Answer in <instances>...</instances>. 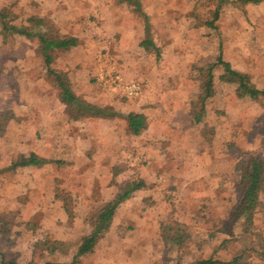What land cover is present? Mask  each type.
Wrapping results in <instances>:
<instances>
[{
    "label": "crops",
    "instance_id": "1",
    "mask_svg": "<svg viewBox=\"0 0 264 264\" xmlns=\"http://www.w3.org/2000/svg\"><path fill=\"white\" fill-rule=\"evenodd\" d=\"M84 1L85 10L79 8L70 17L62 14L56 17V21L68 23L62 31L63 36L76 37L77 46L51 52L62 54L64 58L67 54L77 56L64 59L63 68L69 70L62 73L67 76L73 94L84 105L66 104L57 86L55 95L49 94L47 111L33 96L25 108L15 111L16 122L9 129L14 133L15 157L8 160V165L6 160L2 167L0 211L5 212V216L0 221L4 220L7 225V213H16L14 227L31 229L40 225L33 223L31 218L19 217L26 210L23 206L27 205L45 216V228L55 223L70 226L66 213L75 210L78 216L71 224V233L68 229L64 238L59 239L70 243L74 262L83 238L95 227L93 214L118 195L125 181L140 179L144 187L132 192L119 206L106 233L107 239H100L93 251L79 257L76 264L84 261L87 262L84 264H111L112 260L109 263L102 260V256L107 255L118 257L112 264H150V258L141 260L140 256L152 257L161 252L159 245L151 247L150 242L146 243L150 239L144 226L148 228L157 221L165 223L174 217L185 224L193 221L202 197L218 193L223 187L228 190L230 172L237 171L241 163L240 159L235 161L233 168L231 160L220 164L211 151L231 142L229 137L224 139L223 136L221 141L215 138L222 127L223 131L226 127L227 131L231 130L229 118L227 123L225 121L231 102L236 100L240 109L246 107L242 101L241 82L218 60L221 56L235 72L246 77L245 85L249 87H242L251 95L247 103L259 98L264 102V70L260 71V62L256 61L262 58L264 64V0L256 3L216 0L211 6V16L207 9L202 10L206 24L201 28L194 27L192 18L195 1L194 4H189L188 0ZM223 19L228 20L229 35L233 25L234 33L243 37L234 50L233 45L225 49L224 36L219 34V22ZM79 21L84 23L81 31ZM196 32L214 36L217 43L211 40L214 44L209 49L204 44L195 47ZM252 32L258 42L248 46L247 39ZM223 33L228 34L227 31ZM95 42L100 43V51L96 47L93 49ZM256 44L259 48L251 55L253 60L247 59L246 52ZM203 49L208 50L206 60L213 58L202 79L195 75L194 57L200 60ZM104 65L116 68L123 81H138L142 93L133 98L112 83H101L99 75ZM210 73L213 74V94L203 103L199 98ZM248 89L260 93L253 95ZM31 91L32 88L30 95ZM131 114L146 117L139 135L130 127ZM40 131L46 133L45 139L38 137ZM246 152L259 154L264 159L258 149L250 148ZM31 154L38 155L44 164L11 168L23 156ZM224 158L229 159L228 156ZM212 163L217 170L222 165V173L207 177L206 170ZM118 166L125 170H118ZM9 172L14 179H11L12 174L8 176ZM219 178L220 184L209 187L208 182L214 183ZM93 181L98 182L97 185ZM59 186L66 194L71 191L75 205L78 204L75 209L64 207L59 200L55 202ZM80 186L86 187V191H76ZM92 187L99 188L96 199ZM180 209H188L189 214H179ZM89 226L91 230L86 231ZM124 230L128 233L121 236ZM138 230L142 231L140 236ZM154 260L157 262L156 257L152 258ZM33 264L62 263L50 260Z\"/></svg>",
    "mask_w": 264,
    "mask_h": 264
},
{
    "label": "rangeland",
    "instance_id": "2",
    "mask_svg": "<svg viewBox=\"0 0 264 264\" xmlns=\"http://www.w3.org/2000/svg\"><path fill=\"white\" fill-rule=\"evenodd\" d=\"M194 1L195 7H192L194 13L192 16V18H194V27L201 28L206 24V20L203 19L204 14H201L202 10L207 9V13L211 16L213 11L211 6L214 2L216 3V0H188L189 4H194ZM86 6L84 0H0V9L4 8L10 12V24L36 30L38 26L34 22H29V19L32 17L40 18L44 22L42 29L50 38L55 39L62 38V31L68 26V23H62L61 20L56 21V17L60 14L67 17V15L69 16L73 11L77 10L78 12L79 8L85 10ZM221 10H223L222 5ZM83 21L78 22L79 31L82 30ZM227 22L228 20H221L219 22L220 29L218 30H220L219 34L224 36L225 49L233 45L234 50L238 43L243 40V37H239L237 33H234L233 25L231 34L229 35V24ZM63 25L65 27L62 28L61 26ZM226 31L228 34L223 33ZM193 40L194 46L199 48L204 44V47L207 45L209 49L212 43H217V39L214 36L213 38L208 37L205 33L203 34V32L194 33ZM211 40H214V42H211ZM98 42H95L96 46L94 45L93 49L96 47L98 51H100V43L98 44ZM255 42L257 43L258 40L255 32H252L250 33L249 39H247V45L249 46L250 43L254 44ZM256 48H259L257 44L248 49V52H246L247 59L250 58V60H253V56L251 57V55L255 53L254 50ZM91 49L92 45L89 43V51H91ZM106 53L107 52H105V54ZM207 53L208 50L203 49V56L200 60L194 57L195 65L197 66L194 72L195 75L200 78L206 75V66L213 58L212 56L211 60H206L208 57V55H206ZM216 54H218L217 51L215 56ZM259 54L262 56L261 53ZM51 55L50 68L57 72L69 70L63 68L64 59L70 60L76 59L77 57L70 56L69 54H67L68 58H64L62 54L54 55L51 53ZM261 60L262 58H259L256 61L260 62L259 68L262 72L264 70V64L261 63ZM47 66L46 57L42 53L38 40L28 39L25 36L14 33L5 34L0 23V176L1 172H3L2 167L5 161L7 160L8 165L10 163L8 160H13L15 157L13 143L14 133L9 130L12 127V123L16 122L14 119L16 115L15 111L25 108V106L30 103V98L32 96L35 99L34 101H38L42 109L47 111L45 110L48 106L47 99L51 97L49 94L54 96V88L58 89L57 83L54 82L56 78ZM105 66L106 65H104V67ZM246 87L249 86L246 84ZM31 88L32 91L30 95ZM241 89L242 96L244 97L242 101L245 102L246 107L244 110L240 109V107L238 108L236 106L237 101L233 100L229 106L230 111L225 118V121L229 118L230 122L228 126H231V130L227 131L228 127H226L225 124V131H223L222 127V129L215 133L216 139H220L221 141L223 136H225L224 139L229 137L231 142L215 150L214 148L211 149L214 157L218 158L220 164L223 161L227 162L231 160L232 168L239 159L243 161L242 157L247 149H258V152L264 155V102L259 98L247 103L246 100H250L249 98L251 95L248 94L242 85ZM45 134L46 133H41L40 131L38 137H43L45 139ZM226 156H228L229 159L225 160L226 158L224 157ZM121 165H123V163H121ZM119 167L120 170H125L122 166ZM220 167L219 170L215 169L213 163L208 166L209 169L206 170L207 177L213 175V173L221 174L222 165H220ZM239 167L240 164L238 165V168ZM248 168H250L249 162ZM101 171L100 169L99 173H101ZM9 174H12L11 179H14L13 173L9 172L8 176H10ZM8 176L7 181L10 180ZM230 177L231 181L229 188H227L228 190H223L226 189L223 187L218 193L211 192L209 195L202 197V203L199 202L198 208L194 211L193 221H189L185 224V222L181 223L174 217L168 218L165 223L160 224L157 221L156 224H152L148 226V228L144 226L145 231L148 229V238L150 239L148 241L146 240V243L149 244L150 242L151 247L153 245H159L158 248L161 253L159 255H152V257L141 255V260L150 258V264H195L198 260L212 258L223 262L237 259L242 264H264V260L258 258L254 253L264 248V196H261V199L253 205L250 211L240 214L239 209L244 203V197L242 195L243 188L240 185L241 173L238 170L231 171ZM215 180L213 181L214 183L208 182L209 187L221 183L220 178L217 181ZM94 183L97 185L98 182ZM61 189L62 186H59V191L56 192V198L54 199L55 202L59 200L64 207H69V209L74 207L75 209L78 204L75 205L76 201L71 195V191L66 194V192L63 191L64 189ZM92 190H94L93 194L95 196H93V198L96 199V196H99V188L95 187ZM76 191L82 193L86 191V187H77ZM183 206H185V203ZM23 207H26V210H24V214L22 213L21 216L19 214V217L31 218L33 223H40V225L32 226L31 229H22L20 226L14 227L16 225L17 215L16 213H7V217L5 218L9 219L7 225L4 224V220L0 221L3 223L0 224V264H5V261L10 263V261L13 260L19 264H33L34 262L50 260H57L62 264L76 263L73 262V258L70 256L72 251L70 249V243L61 242L59 239L64 238L63 234H65L68 229L71 233L73 229L71 224L75 222L74 219L78 216V212L76 213L75 210H72L66 213L70 218V226H66L65 224L67 223H61V225L60 223H55V225L48 229L47 227H43L47 220L45 216L37 212L36 209H32L31 206L26 205ZM183 208L185 209V207ZM179 214H189L188 209H180ZM238 214L239 217H236ZM4 216L5 212L1 210L0 220H2ZM248 217L251 218L249 219ZM86 220L89 221L90 219L88 218ZM90 226L85 230L90 231ZM19 229V232L13 234L14 231L16 232ZM141 232L142 231L138 230L137 235L140 236ZM126 233H128V231L124 230L121 236L126 235ZM103 239H107L106 236ZM74 244L76 246L77 242ZM32 250L34 251V255L31 253ZM52 251L54 253H52ZM50 252L53 255L50 254ZM153 257H156L157 262L155 260L152 261ZM115 258L118 257L111 255L102 256V260L104 259L107 263L112 260L111 264ZM135 258H137V256H135ZM84 263L87 262L84 261L81 264Z\"/></svg>",
    "mask_w": 264,
    "mask_h": 264
},
{
    "label": "trees",
    "instance_id": "3",
    "mask_svg": "<svg viewBox=\"0 0 264 264\" xmlns=\"http://www.w3.org/2000/svg\"><path fill=\"white\" fill-rule=\"evenodd\" d=\"M131 1V0H130ZM244 2H261V0H243ZM218 16V13H216ZM29 22H34L38 26L37 29H30L28 27L23 26H15L10 24V12L7 9H0V23L2 26V30L5 34L14 33L27 37L28 39H35L39 41L40 48L42 53L46 57L47 67L53 76L56 78L57 86L60 89L61 96L63 101L69 106H83V102L79 100L71 91V84L64 73H58L50 68V61L52 59L50 53L55 50H69L71 47L77 46L78 39L73 36H63L62 38H50L46 32L42 29V25L44 24L42 19L38 18H30ZM41 28V29H40ZM218 62L223 64L229 74L233 76L234 79L239 80L244 88H247L245 85L246 77L242 74L235 72L229 63H225L220 56ZM250 93L253 95H257L260 92L254 89H248ZM264 93V92H263ZM213 94V74L210 73L208 78L205 79L204 82V92L203 95L200 96L201 102H205L208 98H210ZM145 116L131 114L129 116L130 127L135 135H139L144 128ZM199 121V118H197ZM243 161L240 163V167L237 169L241 173V182L240 185L243 188V197L244 203L242 207H240V214L247 213L252 209L253 205L256 204L261 196H264V159L259 154H249V152L243 154ZM248 162L250 164V168H248ZM44 164L43 159H41L36 154H31L26 157L23 156L17 163L13 164L11 168L17 167H25L31 165H42ZM119 167V166H118ZM122 169V168H121ZM120 170V167L119 169ZM124 186L120 189L118 195H116L113 199L108 201L102 209L95 213L92 217V220L95 222V227L91 234L85 236L82 240V243L79 247L78 254L76 256V260L74 262L77 263V259L81 256H84L93 251L97 243L100 239L106 236L113 219L116 216L117 210L119 206L127 200L132 192L138 191L144 187L143 182L140 179H134L132 181H125ZM239 217V214L236 215ZM249 219L251 217H248ZM180 242V241H179ZM256 256L262 260H264V248L261 251L254 252ZM4 256V255H2ZM4 258V257H3ZM5 264H17L15 260L9 262H4ZM73 263V264H76ZM195 264H242L237 259L223 262L215 259H201L196 261Z\"/></svg>",
    "mask_w": 264,
    "mask_h": 264
},
{
    "label": "built area",
    "instance_id": "4",
    "mask_svg": "<svg viewBox=\"0 0 264 264\" xmlns=\"http://www.w3.org/2000/svg\"><path fill=\"white\" fill-rule=\"evenodd\" d=\"M101 83H112L119 87L129 97H138L142 93L141 84L138 81H123L116 68L106 65L99 75Z\"/></svg>",
    "mask_w": 264,
    "mask_h": 264
}]
</instances>
